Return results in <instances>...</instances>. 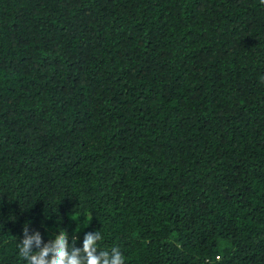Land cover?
I'll return each instance as SVG.
<instances>
[{
  "label": "trees",
  "instance_id": "obj_1",
  "mask_svg": "<svg viewBox=\"0 0 264 264\" xmlns=\"http://www.w3.org/2000/svg\"><path fill=\"white\" fill-rule=\"evenodd\" d=\"M61 232L82 262L99 232L124 264H264L260 0H0V264Z\"/></svg>",
  "mask_w": 264,
  "mask_h": 264
},
{
  "label": "clouds",
  "instance_id": "obj_2",
  "mask_svg": "<svg viewBox=\"0 0 264 264\" xmlns=\"http://www.w3.org/2000/svg\"><path fill=\"white\" fill-rule=\"evenodd\" d=\"M260 4L264 5V0H260ZM101 239V235L99 232L96 234H88L84 240V247L82 250L83 255L86 257L85 261H81L77 257L81 254V252H73L71 256L68 255L67 252L64 251L65 247V236L64 233L61 232V235L57 239L55 246L53 248L45 247L42 250L38 251L35 255L30 257V264H124V258L119 254L118 248H112L113 258L111 260L108 259V252L101 251L100 255H94L97 250V246L95 245L96 241ZM33 240L39 244V236H34L31 238H26L23 240L22 245L19 246V255L20 257L29 258V250L30 245ZM53 253V258L51 260L46 261L44 257L49 253Z\"/></svg>",
  "mask_w": 264,
  "mask_h": 264
}]
</instances>
